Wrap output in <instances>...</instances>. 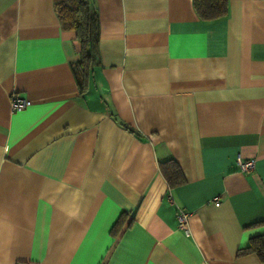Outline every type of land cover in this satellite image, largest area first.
Returning a JSON list of instances; mask_svg holds the SVG:
<instances>
[{
    "label": "crops",
    "instance_id": "1",
    "mask_svg": "<svg viewBox=\"0 0 264 264\" xmlns=\"http://www.w3.org/2000/svg\"><path fill=\"white\" fill-rule=\"evenodd\" d=\"M66 1L0 0V264H264L237 256L264 234V0L213 22L192 0H88L100 61L81 88Z\"/></svg>",
    "mask_w": 264,
    "mask_h": 264
},
{
    "label": "trees",
    "instance_id": "2",
    "mask_svg": "<svg viewBox=\"0 0 264 264\" xmlns=\"http://www.w3.org/2000/svg\"><path fill=\"white\" fill-rule=\"evenodd\" d=\"M228 0H192L196 16L202 22H213L227 14ZM54 11L64 30L74 31L81 46L80 56L71 68L79 88L87 80L92 67L99 65V21L95 10L88 0H71L54 4ZM125 128L129 129L127 126ZM132 131V130H130ZM158 170L169 188L183 183L184 178L177 163L169 159L158 165ZM121 223L120 218L112 230ZM255 254L264 263V234L248 239L246 245L237 251V256Z\"/></svg>",
    "mask_w": 264,
    "mask_h": 264
},
{
    "label": "built area",
    "instance_id": "3",
    "mask_svg": "<svg viewBox=\"0 0 264 264\" xmlns=\"http://www.w3.org/2000/svg\"><path fill=\"white\" fill-rule=\"evenodd\" d=\"M29 104L30 103L27 100L20 98L17 95H13L11 97L12 112L24 110L26 107L29 106ZM235 164L239 172L249 173L255 167V160L250 159V160L243 161L239 157H237ZM212 202L215 206H218L220 204L219 197H214L212 199ZM187 217H188L187 213L183 212L182 210H178L175 213V218L178 222V226L186 235L188 234ZM28 264H34V263H28Z\"/></svg>",
    "mask_w": 264,
    "mask_h": 264
}]
</instances>
